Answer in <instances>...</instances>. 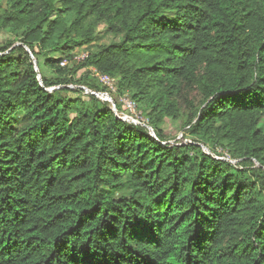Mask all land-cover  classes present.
Instances as JSON below:
<instances>
[{"label":"trees","instance_id":"trees-1","mask_svg":"<svg viewBox=\"0 0 264 264\" xmlns=\"http://www.w3.org/2000/svg\"><path fill=\"white\" fill-rule=\"evenodd\" d=\"M0 32V264H264V0H0ZM97 72L192 141L68 87Z\"/></svg>","mask_w":264,"mask_h":264},{"label":"built area","instance_id":"built-area-1","mask_svg":"<svg viewBox=\"0 0 264 264\" xmlns=\"http://www.w3.org/2000/svg\"><path fill=\"white\" fill-rule=\"evenodd\" d=\"M62 65L65 64V60L61 62ZM98 77L100 81L105 85L106 89L105 90H96L92 89L86 85H68L70 88H79L81 92L84 95L87 96H94L101 100L102 102L108 103L110 109L113 111L114 115L121 119L124 122L134 124V125H141L149 131V133L158 141H160L163 144H176L171 141H162L160 140L154 128L149 124L148 120L143 116L142 111H139L137 109V105L135 101L131 98H129L127 95H122L119 97H115L114 93L116 92V79L111 77L108 74H98ZM58 88V87H57ZM204 151L206 153L212 154L215 158L217 159H223L231 162L232 164H236L237 160L232 159L231 157L225 158V157H220L218 155H214L213 153H210L207 151L206 147L203 144H200Z\"/></svg>","mask_w":264,"mask_h":264},{"label":"rangeland","instance_id":"rangeland-1","mask_svg":"<svg viewBox=\"0 0 264 264\" xmlns=\"http://www.w3.org/2000/svg\"><path fill=\"white\" fill-rule=\"evenodd\" d=\"M97 30H98L97 42H99V43L110 42V41H112V39H114L115 41L118 40V38H113L111 35L107 34L105 26L103 24H100L98 26ZM9 39H10V37L7 33L0 32V47L7 45L8 42L10 41ZM85 52H86V50H84V49H80L77 53L75 52L76 54L74 55V61H79V60L84 59V57L86 56ZM64 60H65V64L70 61V59H67V58L63 59V61ZM94 71L96 72L95 69H94ZM82 72H83V70H80L77 74V77H80ZM96 74L98 75L101 73L97 72ZM116 83H117V81H116ZM116 89H117V86H116ZM66 94L68 96H71V97L76 96V94L74 92H72V93L66 92ZM129 98H131V97H129ZM71 115L74 116L75 113H71ZM163 127H164V133L166 134V137L168 139L167 141H171L174 143H177V142L185 143V142H191L192 141V138L189 135L185 134L186 130L184 129L185 124H184L183 120H181L179 122H172L169 119H167L165 124L163 125ZM206 149H207V151H209L210 153H213L214 155H218L220 157H225V158L230 157L229 153L224 148H218V150H216L214 152L209 147H206ZM237 163H238V161H237Z\"/></svg>","mask_w":264,"mask_h":264},{"label":"water","instance_id":"water-1","mask_svg":"<svg viewBox=\"0 0 264 264\" xmlns=\"http://www.w3.org/2000/svg\"><path fill=\"white\" fill-rule=\"evenodd\" d=\"M32 58H34L33 56H32ZM59 88V87H58ZM54 88H50V90H53Z\"/></svg>","mask_w":264,"mask_h":264}]
</instances>
